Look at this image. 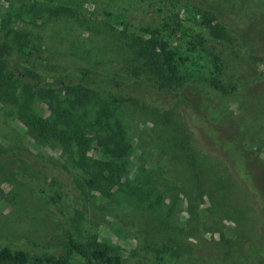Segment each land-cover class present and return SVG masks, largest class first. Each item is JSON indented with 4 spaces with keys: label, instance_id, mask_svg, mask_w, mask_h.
I'll return each mask as SVG.
<instances>
[{
    "label": "rangeland",
    "instance_id": "rangeland-1",
    "mask_svg": "<svg viewBox=\"0 0 264 264\" xmlns=\"http://www.w3.org/2000/svg\"><path fill=\"white\" fill-rule=\"evenodd\" d=\"M67 1L121 14L129 25L94 18L84 30L69 18L38 20L41 48L58 61L15 69L35 66L47 81L87 71L93 86L114 89L135 137L130 169L153 177L158 204L89 200L53 144H35L19 120L0 113V246L82 261L73 239L106 243L122 264H264V0H201L218 68L208 52L204 67L181 69L186 77L173 90L134 75L127 58L139 25H176V0ZM208 77L236 88L222 94Z\"/></svg>",
    "mask_w": 264,
    "mask_h": 264
},
{
    "label": "trees",
    "instance_id": "trees-1",
    "mask_svg": "<svg viewBox=\"0 0 264 264\" xmlns=\"http://www.w3.org/2000/svg\"><path fill=\"white\" fill-rule=\"evenodd\" d=\"M175 2L181 5L175 15L176 25L173 21L139 25L140 34L131 39L132 51L127 58V69L131 68L134 75L147 73L149 80L168 90L184 81L182 68L191 63L204 67L208 52L213 67L218 68V55L212 50L215 36L207 29L209 20L201 11L203 3ZM181 12H185L183 17ZM60 17L77 22L84 30L90 29L95 19L122 26V30L129 25L121 14L94 12L79 1L0 0V113L19 120L35 144H53L64 159L65 169L74 173L75 185L84 197L103 203L128 199L133 206L154 208L160 192L153 177L142 167L135 172L130 169L135 137L116 91L105 92L93 86L87 71L47 81L35 75V66L24 67V71L20 68L22 75L15 69L17 65L23 66L24 60L46 65L58 61L50 54L45 55L40 43L42 36L35 29L38 20ZM13 54L17 63L8 58ZM201 78L204 80V76ZM206 80L222 94L236 88L213 77ZM181 147L186 149V144ZM137 178L142 179V186L133 183ZM151 196L154 198L148 199ZM68 244L82 261L48 254L35 256L21 248L1 245L0 264H122L120 253L106 243L82 245L70 239Z\"/></svg>",
    "mask_w": 264,
    "mask_h": 264
}]
</instances>
